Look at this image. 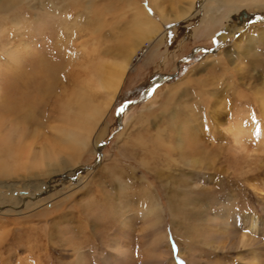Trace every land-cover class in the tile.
<instances>
[{"label":"rangeland","instance_id":"374dc122","mask_svg":"<svg viewBox=\"0 0 264 264\" xmlns=\"http://www.w3.org/2000/svg\"><path fill=\"white\" fill-rule=\"evenodd\" d=\"M135 1L154 16L147 0ZM156 1L169 17L185 5ZM20 7L9 16L26 17L24 29L2 19L0 47L21 49L30 42L36 48L11 71L0 51V101L28 106L29 119L17 116L16 122L23 128L28 121L52 138L49 127L69 92L62 93L59 80L53 88L40 72L61 70L72 52L61 44L70 45L73 36L91 51L96 44L90 56L115 43L124 48L131 12L111 0H26ZM220 7L216 0H195L181 21L163 22L157 38L135 46L119 93L91 137L97 148L32 198L23 192L16 209L0 206V235L10 230L0 243V264H264V232H245L244 224L246 215L264 222V145L258 136L264 126V13L241 11L243 28L231 36L230 6ZM71 60L78 70L81 60ZM64 66L73 69L70 62ZM13 87L27 89L26 99H14ZM237 120L244 129L234 142L228 131ZM158 136L170 145L156 144ZM155 203L166 237L156 254L145 213ZM7 208L14 210L5 213ZM226 210L238 218L237 230L222 227L218 216Z\"/></svg>","mask_w":264,"mask_h":264},{"label":"bare ground","instance_id":"6f19581e","mask_svg":"<svg viewBox=\"0 0 264 264\" xmlns=\"http://www.w3.org/2000/svg\"><path fill=\"white\" fill-rule=\"evenodd\" d=\"M25 1L26 0H0V21L2 19H12L11 23L15 28H17L16 30L21 31V29H24L22 23L28 19L26 17L25 18L21 17L20 18L21 20L16 21L15 16L12 18L9 16V13H12L13 15L15 14L16 11L22 10L23 8L21 9L20 6ZM85 1L90 2L95 0H85ZM111 1L123 2L125 4V7L129 9V12H131L130 14L131 22L129 24L130 27L128 26L130 33L127 36V38L130 36V39L128 40L127 46L121 48L123 47L121 44L119 45L118 43H115V45L112 48H108V50L103 52L102 54L99 55L92 54L90 56L91 52H94V50L97 51L95 46L96 44L91 42L92 43L91 47L94 49L91 51L89 50L88 45L85 42L83 41L80 42L78 41V39L76 40V38L73 36V39L71 38L72 42H70V45L65 46L61 44L62 50H65L66 52L67 50L72 51L71 53H69L67 62H64L63 65L61 66V70L59 71L53 69V71H49L48 73H45V70L40 72L41 75L42 74L46 76L48 75V78H46L45 81L47 82L50 80L53 88L55 82H57L56 80H59V82L61 83L59 87L62 89V93L63 92L65 93L66 90H68L69 92L64 95L65 101L61 106H59L58 113L56 115V120H54V124L49 127L52 138H47V133L45 131L38 129L39 126L34 127L28 121H25V123H23V128H21L22 126L20 127V125L18 124L19 122L18 123L16 122L19 119L18 117L22 116L23 118H25L26 114H28L27 112L28 106L23 107L21 103L10 104L7 102L0 101V206L9 203L13 206L14 209H16L15 207L20 202L24 201V198L21 195L23 194V192L26 193L28 197L31 196L32 198V196L41 192L44 186H46L45 182L48 179L54 176L55 177L58 176L59 174H61V172L65 170H69V169L71 170L75 168L79 158L82 156L84 152L86 151L90 152L91 149L93 150L94 148H97L96 147L97 139L91 142V137L93 135L96 126L99 124L100 120L104 117V114L108 110L111 102L115 99L117 93H119V89L123 82L124 75L126 74V71L130 67L129 57H131V60L133 59L131 55L132 52H134L135 46L137 45L139 46L142 40H145L149 43L151 42V40H154L155 38V37L154 38H150V37L156 36L157 38L159 26L161 27L163 22L166 21L168 24H175L181 21V19H183L189 13V10L192 9L195 3V0H184L185 5L182 7L181 11L180 12L176 11V13H173L174 15L169 17L168 15L166 16V14L163 13L162 10L158 8L156 4L157 2L156 0H147L148 2L147 5L151 7V10L153 11L155 18L156 17L158 18L157 21L153 15L150 16L148 11L149 9L145 8L143 5H140L135 0H111ZM216 1L221 4L220 7L221 9H223L224 6L227 7L230 6L229 7L230 12L227 15L228 25L226 26V28L228 35L231 36L232 34L235 33V31H240L243 28L242 16L244 17L246 13H244L243 15L240 13L241 11H246V9H248L249 7L250 8L253 7L255 10H260L261 13H264V0H216ZM87 5L89 6L90 3H88ZM211 19H213V16L211 17ZM232 20H237L238 26L236 25L237 22H234ZM29 24H31V22H29ZM71 28H73V30H76L78 26L74 24L72 25ZM36 32L39 35L40 31L36 30ZM1 33L2 31L0 29V34ZM122 33H124V31ZM226 37L227 36H220V40H224ZM9 42L11 43V40H9ZM35 48H36L35 44L30 42L26 44L24 43L21 49L18 47L13 48V46L9 47V45H2L0 47V51L7 58L5 62L6 63L5 70L6 71L14 70L19 65V63L22 62V59L25 56V55L23 56L22 54L24 52H26L25 54H30V53L32 54ZM114 55H116L120 60L115 62L111 60L109 61V59ZM74 58L81 60L79 63L80 67H78V70H75L78 64H74L73 62L74 60L73 61L71 60ZM100 58H106V59L102 60ZM69 62L71 65L70 67H73V69H71V71H63V67H65L64 65L68 64ZM87 67H90L89 68L90 70L88 69L89 71L82 72V70H84ZM19 83L20 85L24 84V82L22 81H19ZM21 88L23 87H20L19 89L13 87L14 97H15L14 99L17 98L18 102L22 100V98L26 99L25 90L27 89H21ZM53 88L51 90L55 91ZM23 92H25L24 95H22ZM263 98H261L260 106L262 110L261 115L264 119ZM1 99L3 100V97H1ZM6 106H8L7 111H5ZM25 119L28 120L29 117ZM231 127L232 128H230L228 133L232 136L234 142H238L240 136L243 133L244 126L240 121L237 120L235 124H233V126ZM262 128L264 133V126ZM255 132L256 131L252 132V134H254ZM263 133H260L261 135H258L260 136V141L262 146L264 145ZM163 141H165V139H163L162 136H158V141H156V144L158 145L164 144L165 146L170 145L164 143ZM243 142L245 143V141L242 139V143ZM195 164H199V162H197V160L194 162H190V166H193ZM73 171L70 172L71 176H74L73 174H75ZM14 181H18V182H14ZM25 204L28 205V202H25ZM14 209L7 208V210H5V213H10ZM161 212H162V208L160 207L159 203H155L145 208L146 216L149 217L148 229H150L153 233H155L154 240L152 241V246L155 248L154 249L155 254H156L155 250L159 248V245L166 243V237L164 235V232L159 231L161 228L160 226L162 225V220L160 215ZM232 215H229V212H227L226 210L220 216H218L220 217L221 225L226 232L230 227H233L235 230H237L238 228L237 227L238 218H235ZM244 217H245L244 224L246 225L245 232H248L250 229L264 232V222H260L258 218L255 216L253 217L246 215ZM9 231L10 230H6L4 233L7 234L9 233ZM4 233L0 235V243H2V241L5 240V237H3ZM209 235L211 234L209 233ZM249 235L250 234H248V236ZM241 236H242L241 237L242 239L241 242H242L244 237H246V234H243ZM238 240L240 241V239ZM152 257L153 256H151V258ZM158 259L159 258L154 256L151 260L158 261ZM252 260L254 263L257 262V259H255L254 255L252 256Z\"/></svg>","mask_w":264,"mask_h":264}]
</instances>
